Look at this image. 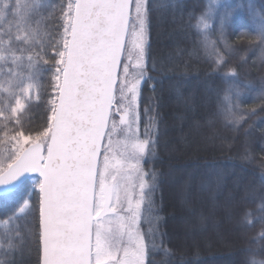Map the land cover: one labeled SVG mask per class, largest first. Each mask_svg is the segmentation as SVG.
<instances>
[{"label":"snow or ice","instance_id":"1","mask_svg":"<svg viewBox=\"0 0 264 264\" xmlns=\"http://www.w3.org/2000/svg\"><path fill=\"white\" fill-rule=\"evenodd\" d=\"M239 7L264 22V5L259 10L252 2ZM154 8L149 0H67L66 6H60L55 43L48 45L54 53L50 60L38 39L40 22L32 27L36 6L29 0H0V22L8 23L2 32L8 47L0 38V61L10 60L12 65L7 87L0 85V93L7 94L0 97V117L13 123L11 129L4 126L0 137V193L17 197L18 211L14 208L9 219L38 214V264H147L149 249L141 224L144 207L151 210L159 185L152 183L155 176L144 170L142 162L157 139L148 138L147 130L145 138L139 135V100L143 86L153 79L145 75V37ZM238 10L231 7L218 15L221 38ZM210 18H201L205 28ZM258 35V47L264 46V23ZM13 41L20 47L14 48ZM133 53L138 72L130 80L125 60H131ZM25 59L29 69L42 62L51 73L50 115L35 135L24 131L20 114L34 90L40 99L42 85L31 75L25 82L15 71ZM230 74L234 76L235 69ZM259 92L256 98L264 111V79ZM157 107H145L150 124L159 122ZM116 113L132 143L128 156L114 163ZM250 114L255 115L256 109ZM17 250V245L8 243V264H22L14 256ZM161 251L170 255L166 248Z\"/></svg>","mask_w":264,"mask_h":264},{"label":"trees","instance_id":"2","mask_svg":"<svg viewBox=\"0 0 264 264\" xmlns=\"http://www.w3.org/2000/svg\"><path fill=\"white\" fill-rule=\"evenodd\" d=\"M249 2L258 10L264 5V0H149L155 8L149 12L145 75L153 79L142 88L139 111L144 128L149 123L146 105H158L159 122H153L154 133L148 131L157 143L144 167L155 176L153 184L159 186L154 221L143 225L150 246L147 264L264 262V111L256 98L264 79V46L258 47V31L264 22L239 7ZM225 4L230 8L225 9ZM231 7L239 10L221 38L217 17ZM202 17H211L209 27L201 23ZM59 22L58 18L51 20L53 38ZM1 28L0 33L4 26ZM231 69H235L234 76ZM40 72L46 81V69ZM253 108L255 115L250 114ZM114 119L118 120L116 115ZM46 122L41 109L34 110L25 125L33 130ZM185 175H199L197 181L204 188L217 189L214 201L222 206L217 226L227 215L237 242L224 235L221 237L227 243L222 245L213 239H194L196 235L186 242L178 237V229L185 228L190 212L175 206L172 176L182 180ZM35 199L33 196V202ZM14 208L18 209L17 200L0 203V221L9 219ZM35 216L37 230L38 214ZM152 232L154 235H147ZM25 247H32V259L22 255V264H38L36 240Z\"/></svg>","mask_w":264,"mask_h":264},{"label":"rangeland","instance_id":"3","mask_svg":"<svg viewBox=\"0 0 264 264\" xmlns=\"http://www.w3.org/2000/svg\"><path fill=\"white\" fill-rule=\"evenodd\" d=\"M29 2L33 5L36 6V14L33 16L32 20V27H36V21L40 22V36L38 39H41L43 44L45 45V50H46V59H50L53 57L54 53L51 47H48L49 43H55V38H53L51 28H52V19H57L59 20L60 16V6L63 4L66 6L67 0H57L55 2L54 0H29ZM8 21L12 20V15L11 12L9 13V16L7 18ZM4 26V30L7 29L8 23L6 22H0V29L1 27ZM13 35H15V27L13 25L12 28ZM1 36L2 33H0ZM4 41L3 46L8 47V40L6 36L1 37ZM146 47H145V52H146V57L147 59V46L149 43V27H147L146 31ZM12 46L14 48L20 47L19 43L16 41L12 42ZM24 47H27L26 45ZM19 54V53H17ZM26 56V53H25ZM26 59L21 63V66L15 71L21 73L22 78L24 79L25 82H27L29 75L32 76L33 80L42 85L39 88V95L40 99H36V90L33 91V98L31 102L27 105L26 109L24 110L23 113L20 114L21 119H22V124H23V129L26 132H30L32 135H35L37 131L43 130V128L46 126H41L39 129H28L26 127V120L34 110H45L46 118L48 115H50V112H48V105H47V100L49 98L50 94V89L48 87V84L50 82V76L51 73L48 71V65H44L42 62L38 63L35 65V67L29 69L27 67V63L25 64ZM126 63L129 64V79H134L136 76L138 69L135 68V53L132 55L131 60H125ZM146 65H147V60H146ZM39 66L42 68L40 69ZM12 67L10 60L8 61H0V85H4V87H7V80L9 78L8 75V68ZM47 71L45 73L46 81H44V78L42 75H40L42 72L41 70ZM6 93H0V97H6ZM140 107V103H139ZM141 114H140V123H141ZM149 122V120H147ZM115 122L117 124L116 130L114 131L112 135V157H113V162L115 163L116 160H124L128 154L131 152V143L132 140L125 134V132L122 130L124 126H119L118 125V120L115 119ZM147 125L144 128H141V124L139 125V135L143 139L145 138V132L149 130L154 133L155 130V124H149L146 123ZM5 125H7L8 129H11L13 127V123L9 121H5L3 117H0V137L3 136L5 129ZM25 126V127H24ZM150 131V132H151ZM153 135V134H152ZM148 133V138L149 137ZM154 139V136L153 138ZM7 146V145H6ZM147 158V156H146ZM144 159V161L146 160ZM144 161L142 162V166L144 170L146 171L144 167ZM151 173L150 171H147ZM152 174V173H151ZM125 173L121 171V177H123ZM199 175L194 178L192 175H186L183 176L184 179L181 180V177L179 178L178 176L173 177L172 176V187L173 190H175V201L174 204L177 207H182L184 208L187 212H190L189 219L185 222V228L184 229H178L179 234L178 237L180 236L181 239H183L184 242L192 240L193 236L196 235L197 238L194 237V239H201L202 241L208 242L209 240L213 239L220 245L225 244L227 242H224V236L233 239L235 242H237L236 234L233 229L230 228V225L232 223L230 222V219L228 220L229 217L227 215L225 216L226 218L222 221L221 225L217 226V223L220 221V212L218 211L219 208L222 206H218V204L215 203L214 201V193L217 192V189L214 191L210 188H204L202 186V182L197 181ZM118 180H120L121 183L123 181L121 180L120 177H118ZM153 183V181H152ZM194 187V190L189 189ZM220 192V191H219ZM225 194V193H224ZM227 199L226 196H223V200L225 201ZM17 197L16 196H0V203H5V202H13L16 201ZM18 211V209H17ZM153 206L151 210L148 209L147 205L144 207L143 211V220L141 224V231L143 232V225L145 224H150L154 221L153 220ZM35 219L36 216L32 214H24L21 216L19 219H7L6 221H0V262H3V264H8V260L10 257L6 255V248L9 242L13 243L14 245L18 246V250L14 253L15 258L18 261L24 260H31V251L32 247H25L29 246L32 242L35 241V233H36V226H35ZM155 219V218H154ZM109 227L107 220H105V228ZM204 227H209V231H202L201 228ZM20 233V236H16V232ZM209 233V234H207ZM203 234V235H202ZM207 234V235H205ZM224 235L223 237H221ZM21 238H23V243H21ZM146 242V239H145ZM148 245L149 249V242H146ZM21 250H26L27 252L22 254ZM29 251V252H28ZM22 255L24 258H22ZM149 256V253L147 255V258ZM225 264V263H223Z\"/></svg>","mask_w":264,"mask_h":264},{"label":"water","instance_id":"4","mask_svg":"<svg viewBox=\"0 0 264 264\" xmlns=\"http://www.w3.org/2000/svg\"><path fill=\"white\" fill-rule=\"evenodd\" d=\"M114 111H115V110H114ZM115 115H116L117 118H118V125H119V126H123V125H120V124H119V116H120V114H119V113H116ZM31 175L35 177L37 174H31ZM0 196H3V194L0 193ZM39 258H40V257H39Z\"/></svg>","mask_w":264,"mask_h":264}]
</instances>
